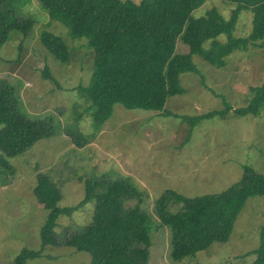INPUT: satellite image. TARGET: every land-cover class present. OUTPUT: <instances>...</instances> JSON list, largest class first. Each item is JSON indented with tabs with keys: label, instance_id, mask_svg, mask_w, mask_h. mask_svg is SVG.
I'll list each match as a JSON object with an SVG mask.
<instances>
[{
	"label": "rangeland",
	"instance_id": "1",
	"mask_svg": "<svg viewBox=\"0 0 264 264\" xmlns=\"http://www.w3.org/2000/svg\"><path fill=\"white\" fill-rule=\"evenodd\" d=\"M234 6L226 0H206L192 15L198 17L215 8L226 19ZM20 9L17 14L30 16L33 24L24 38L11 31L0 47V77L13 85L20 108L28 116L51 118L54 132L8 157L11 172H0V264H12L23 248H39V228L46 211L32 193L36 172L46 173L59 189V207L74 205L83 197L86 177L129 178L141 193L140 208L156 225L150 232L147 264H249L254 258L249 253L257 249L264 226V194L246 198L226 242L212 243L205 251L180 261L170 256L169 228L158 225L151 212L153 199L165 190L195 197L226 189L239 180L243 165L264 176V108L256 115H213L191 129L181 116L223 107L222 100L231 107L245 104L251 95L249 88L264 82V48L238 49L219 68L193 55L199 74H180L184 93L169 96L165 103L173 114L114 103L111 115L94 129L87 102L74 89L88 81L91 71L92 51L86 49L85 39L71 38L67 28L50 20L36 0H28ZM250 19V10H242L232 35H247ZM41 30L65 42L69 64H60L42 49L38 42ZM224 39V35L218 37ZM187 51L188 46L178 38L175 52ZM44 65L58 86L41 75ZM67 128H77L87 142L75 145ZM136 202L128 200L125 205ZM93 209L94 201H89L70 216L59 215L53 231L60 235L86 225ZM89 261L86 252L47 245L39 257L26 259L25 264Z\"/></svg>",
	"mask_w": 264,
	"mask_h": 264
},
{
	"label": "trees",
	"instance_id": "2",
	"mask_svg": "<svg viewBox=\"0 0 264 264\" xmlns=\"http://www.w3.org/2000/svg\"><path fill=\"white\" fill-rule=\"evenodd\" d=\"M27 1L0 0V47L11 31L19 32L22 38L28 34L33 19L17 14ZM205 1L36 0L50 20L64 25L71 38L85 39L86 49L92 51L88 81L78 83L74 89L87 102L94 129L111 115L114 103L173 114L165 103L169 96L184 93L180 74H199L193 55L219 68L238 49L264 48V0H226L235 4L226 19L215 8L194 17L192 11ZM242 10L251 12L250 30L247 35L235 37L232 31ZM220 35L225 39L218 40ZM178 38L188 46L186 53L175 52ZM38 42L55 61L69 64L68 47L58 36L41 30ZM41 75L58 86L45 65ZM249 89L251 95L245 104L231 107L222 100L223 107L181 116L189 121L191 129L213 115H256L264 108V82ZM53 130L50 117L28 116L20 108L13 85L0 77V172H11L7 158L23 152L34 140L51 135ZM66 131L75 145L87 142L77 128ZM32 193L46 211L39 228V248L21 249L12 264H25L26 259L39 257L47 245L86 252L89 264H147L150 232L156 225L140 208L141 193L129 178L86 177L83 197L74 205L59 207V189L46 173L36 172ZM262 194L264 176L243 165L239 180L218 193L187 197L165 190L153 199L151 213L158 225L169 228L170 256L180 261L205 251L212 243L226 242L246 198ZM132 199L137 202L126 206V201ZM89 201H94L91 220L76 230L66 229L56 235L53 228L57 217L70 216ZM249 255H254L249 264H264V226L259 231L257 249Z\"/></svg>",
	"mask_w": 264,
	"mask_h": 264
}]
</instances>
